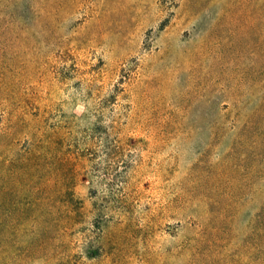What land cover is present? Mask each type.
I'll return each instance as SVG.
<instances>
[{"label": "rangeland", "instance_id": "obj_1", "mask_svg": "<svg viewBox=\"0 0 264 264\" xmlns=\"http://www.w3.org/2000/svg\"><path fill=\"white\" fill-rule=\"evenodd\" d=\"M32 146L76 207L26 264H264V0H0L5 218Z\"/></svg>", "mask_w": 264, "mask_h": 264}, {"label": "trees", "instance_id": "obj_2", "mask_svg": "<svg viewBox=\"0 0 264 264\" xmlns=\"http://www.w3.org/2000/svg\"><path fill=\"white\" fill-rule=\"evenodd\" d=\"M19 155L18 167L25 173L22 187L32 194L34 200L24 203L17 200L11 204L14 208L11 207L9 211L10 217L0 215V264H26L27 260L38 258L44 252L53 254L57 237L50 235L60 228L62 210L55 208L52 194L66 197L69 208L76 207L70 187L51 185L52 176L47 174V170H50L47 150L32 146ZM62 162H58L59 168ZM32 208L39 213H33ZM70 212L68 210L66 215L63 214L68 218V224H71Z\"/></svg>", "mask_w": 264, "mask_h": 264}]
</instances>
